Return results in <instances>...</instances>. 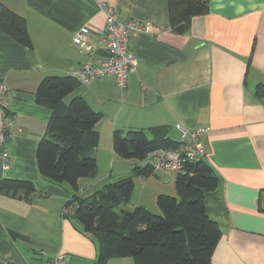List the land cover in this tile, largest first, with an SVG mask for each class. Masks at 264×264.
Masks as SVG:
<instances>
[{
  "label": "crops",
  "instance_id": "0c3cea01",
  "mask_svg": "<svg viewBox=\"0 0 264 264\" xmlns=\"http://www.w3.org/2000/svg\"><path fill=\"white\" fill-rule=\"evenodd\" d=\"M96 1L0 0V11L8 9L26 21L31 43L24 47L0 30V81L14 118L5 143L8 168L0 161V181H28L36 189L28 202L0 194V264H48L57 254L65 255L66 264L96 262L94 241L62 216L72 190L38 172L36 149L52 112L35 100L44 79H75L83 64L105 57V17ZM102 1L118 20H133L148 30L129 39L138 66L124 90L112 77H103L91 86L79 84L82 89L71 98H83L102 115L96 131L105 138L94 154L96 162L106 158L110 164L109 184L123 179L111 175L117 161L113 132L148 135L149 128L166 126L177 136L172 139L169 132V138L179 142L178 126L204 129L203 162L219 180L204 198L207 215L220 231L211 264H264V99L255 92L257 85L264 86V0H207L208 13L193 18L183 35L170 29L168 0ZM84 26L92 47L87 52L72 44ZM156 172L151 175L156 183L141 176L134 189L135 182L142 189L168 180L174 184L175 175ZM98 188L89 181L79 193L88 197ZM160 194L165 192L152 194L154 201ZM106 264L134 263L120 258Z\"/></svg>",
  "mask_w": 264,
  "mask_h": 264
},
{
  "label": "trees",
  "instance_id": "16d2710c",
  "mask_svg": "<svg viewBox=\"0 0 264 264\" xmlns=\"http://www.w3.org/2000/svg\"><path fill=\"white\" fill-rule=\"evenodd\" d=\"M207 13V0H168L170 29L176 34H185L193 18ZM0 30L20 45L31 47L26 21L5 8L0 11ZM77 86L70 76L49 77L38 86L36 103L50 109L52 115L36 149V165L42 178L72 190L64 207L72 209L68 218L96 244L95 264L120 258H130L134 264H211L220 231L207 215L204 198L216 190L219 180L205 162L190 165L188 174L175 175L176 196L160 194L156 198L159 215L140 206L129 211L121 208L130 202L134 180L155 172L147 154L179 148L180 143L169 138V127L149 128L150 137L145 131L113 132L116 156L146 164H133L130 176L104 185L88 197L79 195L78 181L97 176L94 153L99 134L95 126L102 115L81 97L64 103ZM255 92L264 99L263 85H257ZM35 193L31 182L0 181L3 196L28 202Z\"/></svg>",
  "mask_w": 264,
  "mask_h": 264
},
{
  "label": "built area",
  "instance_id": "2783aa9c",
  "mask_svg": "<svg viewBox=\"0 0 264 264\" xmlns=\"http://www.w3.org/2000/svg\"><path fill=\"white\" fill-rule=\"evenodd\" d=\"M98 11L105 17V31L101 39L105 57L99 63L87 62L73 75L82 86H91L103 77H112L121 91L126 88L130 73L136 71L137 58L129 50V39L132 35L147 32L144 25L136 21L118 20L114 10L102 0L96 1ZM72 44L82 51H90L89 29L84 26L72 37ZM7 87L0 81V161L3 169L8 168V152L5 149L6 136L13 125L14 118L8 113V103L5 97ZM180 133L179 148L175 150H155L146 158L154 171L184 175L190 173V165L203 162L205 150L201 137L205 130L198 128L186 130L177 127ZM72 209L63 207L62 216L70 217ZM48 264H66V257L57 254Z\"/></svg>",
  "mask_w": 264,
  "mask_h": 264
},
{
  "label": "rangeland",
  "instance_id": "374dc122",
  "mask_svg": "<svg viewBox=\"0 0 264 264\" xmlns=\"http://www.w3.org/2000/svg\"><path fill=\"white\" fill-rule=\"evenodd\" d=\"M79 89H82L81 86H77L74 89V93H71L70 95H68L67 97H65V99L63 100L65 104H68L71 100L72 97H74V95L77 93L76 91H78ZM99 124V123H98ZM98 124L95 126V130L96 127L98 126ZM98 130V128H97ZM170 137L172 139H176L177 136L175 134H172V132H170ZM105 138V133H101V136L99 139H102L101 141H104ZM99 145L102 146L101 142L99 141ZM117 161L114 162L113 164V170L111 175L113 176V179L116 180V178H125L128 177L132 174V165H138V166H144L146 164V161H127V160H123L120 157L116 156ZM111 172V168H110V164L108 163L107 159H101L98 158L97 161V176L95 179L92 180H87V179H81L79 180L78 183V187H79V192H81V190L83 189V186H85L89 181L92 182H96L98 183L99 187H103L105 184H109V179H106L105 176H107V174H110ZM162 173L165 172H156L157 175H161ZM166 174H170V176L172 177L173 174L171 173H166ZM150 182H155V178L154 176H151L150 178ZM160 179H158L159 181ZM166 182V181H165ZM156 183V182H155ZM63 186L65 187H69L66 184H63ZM150 187V184L147 185L146 189H142L140 184L139 186L137 185V182H135V189H134V193L130 199V202L126 205H122L121 208L123 210H131L133 207H138L137 205H141V207L144 206L145 209H147L149 212H151V214L153 215H159V210L158 207L156 205V200L154 201V197L152 196V194H158L160 192H165L164 195H167L169 197H175V188H174V184L173 181L171 182L170 180H168V182H166L164 185H154L152 187H150L152 190L150 192H148V188ZM89 190V189H88ZM89 192V191H88ZM86 193H79L80 196H84ZM154 212V213H153Z\"/></svg>",
  "mask_w": 264,
  "mask_h": 264
}]
</instances>
